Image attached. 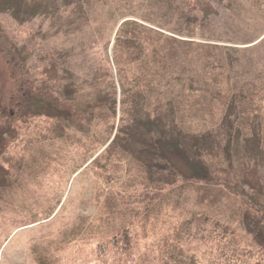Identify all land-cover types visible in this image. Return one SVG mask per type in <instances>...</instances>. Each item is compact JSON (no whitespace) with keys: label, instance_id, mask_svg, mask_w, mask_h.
<instances>
[{"label":"rangeland","instance_id":"rangeland-1","mask_svg":"<svg viewBox=\"0 0 264 264\" xmlns=\"http://www.w3.org/2000/svg\"><path fill=\"white\" fill-rule=\"evenodd\" d=\"M82 1L90 23L71 37L50 32L49 20L18 27L0 17V264H125L108 247L124 229H131L137 253L154 246L159 256L182 224L200 217L253 243L242 199L225 185H239L264 204V163L253 164L242 141L250 135L253 96L264 113V0H214L218 15L206 21H191L185 0ZM118 36L145 46L144 59L123 70L128 80H141L148 111L170 102L186 133L221 130L205 156L221 185L182 176L174 182L165 169L166 184L158 187L137 146L114 141L120 116L113 123L101 111L82 132L56 123L48 117L53 111L33 107L30 88L47 64L40 60L46 52L80 79L81 94L92 86L111 92L107 69L120 94L112 48ZM234 96L239 116L231 119L228 145L221 126ZM174 162L177 174L183 172L185 166ZM188 245L186 257L205 264L209 245Z\"/></svg>","mask_w":264,"mask_h":264},{"label":"trees","instance_id":"trees-1","mask_svg":"<svg viewBox=\"0 0 264 264\" xmlns=\"http://www.w3.org/2000/svg\"><path fill=\"white\" fill-rule=\"evenodd\" d=\"M184 6L191 21H206L211 16L218 15L214 0H185ZM1 16L9 17L18 27L36 19L49 20V31L64 37L81 32L90 23L89 12L82 0H0ZM112 48L118 69L120 94L113 74L108 69L106 75L110 79L108 87L111 92L104 95L105 89L92 86L90 93L81 94L83 88L80 86V79L66 68H61L52 53L46 52L40 59L47 63L46 66L40 68L35 78L34 75L31 76L34 78L30 88L33 107L53 111L54 114H48V117L56 123L64 124L63 128L72 127L82 132L90 131L98 116L102 114L101 111L105 112V115L108 114L107 117L113 123L120 116L114 141L118 138L123 140L125 144H122V147L125 148L137 146L138 154L141 155L152 182H157L158 187L166 184L162 179L165 169L170 170L174 182L182 176L186 182L221 185L220 181L212 176L205 157L214 144L219 143L221 130L199 134L186 133L177 124L176 112L170 102L148 111L141 80H128L123 70L124 64H136L144 59V44L134 38L118 36ZM262 90L264 94V83ZM257 97L250 99V135L242 141L253 164L258 167L264 163V113L259 109ZM238 99L239 97L234 96L230 101L221 126L227 129L228 145L231 142V130L233 125L235 126L234 120L239 116L235 110ZM236 136V143L239 144V134L236 133ZM177 160L185 166L184 171H179L178 174L174 162ZM225 187L231 194L242 199V220L253 243L213 218L200 217L182 224L174 238L165 241L164 251L162 250L159 256L154 254V246L141 255L137 253L129 228L112 238L108 247L114 249V254L120 259L123 258L125 264H197V259L189 260V257H186V248L189 249L188 243L198 240L209 245V250L203 253L205 264H264L263 202L239 185ZM136 257L139 258L135 262Z\"/></svg>","mask_w":264,"mask_h":264}]
</instances>
